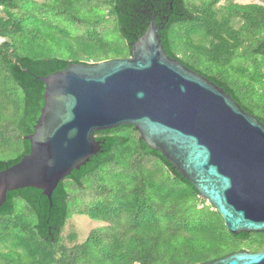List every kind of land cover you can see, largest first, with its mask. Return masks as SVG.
<instances>
[{"label": "trees", "instance_id": "trees-1", "mask_svg": "<svg viewBox=\"0 0 264 264\" xmlns=\"http://www.w3.org/2000/svg\"><path fill=\"white\" fill-rule=\"evenodd\" d=\"M85 2L91 4L92 0H51L49 4L36 0H0L3 12L0 37L9 39L0 43V67L24 95L22 116L16 125L18 137L23 142L22 152L6 160L0 159V170L19 162L30 151L29 141L24 136L33 132L43 106L45 88L38 76L62 70L72 62H98L129 56V43L143 34L153 17L158 25H163L161 38L171 57L215 82L243 109L264 123V116L242 102L228 81L201 72L182 60L172 47L168 38L172 24L199 18L186 7L184 0H109L116 28L128 47L127 55L113 57H108V51L104 50L109 45L105 34L97 31L93 22L77 16V9L84 8ZM49 11L57 17L51 22L42 17L44 12L51 13ZM19 12L24 14L18 15ZM57 20L69 21L71 25L83 22L86 29L81 35H73L67 28L55 24ZM87 25L92 27L87 28ZM232 32L227 29L221 35L209 29L207 36L227 41L225 33L231 35ZM47 39L54 40L57 45L66 41L65 46L72 56L63 58L47 54ZM254 50L264 54V40ZM123 129L128 130L127 134L120 132ZM131 130L137 131L131 125H124L96 132L95 138L104 142L101 151L59 181L51 194V202L35 187L7 192L6 201L0 206V264H75L76 260L83 264L86 257L81 259L76 251H63L57 258V247L71 216L72 187L77 188L74 191L86 190L91 182L89 178L97 174L96 177L108 183L111 199L94 202L78 213L104 221L118 220L124 214L128 227L108 242L90 235L82 244L83 255L94 243L100 257L111 264H197L237 250L264 249L261 244L248 242L253 232L232 235L212 205L197 207L195 201L200 198L196 188L161 152L150 149L139 135L132 137ZM143 160L151 162L152 167L142 165ZM110 165L117 166V170H108ZM105 170L110 171L108 175H104ZM17 199L25 202L27 213L16 212ZM225 235L245 243L246 247H220V241L226 240Z\"/></svg>", "mask_w": 264, "mask_h": 264}, {"label": "water", "instance_id": "water-1", "mask_svg": "<svg viewBox=\"0 0 264 264\" xmlns=\"http://www.w3.org/2000/svg\"><path fill=\"white\" fill-rule=\"evenodd\" d=\"M153 17L129 56L70 63L38 76L43 106L30 151L0 170L8 191L35 187L51 202L59 181L101 151L98 131L131 125L221 215L232 235L264 232V123L222 87L165 50ZM128 48V47H127ZM197 264H264V249Z\"/></svg>", "mask_w": 264, "mask_h": 264}, {"label": "rangeland", "instance_id": "rangeland-1", "mask_svg": "<svg viewBox=\"0 0 264 264\" xmlns=\"http://www.w3.org/2000/svg\"><path fill=\"white\" fill-rule=\"evenodd\" d=\"M36 1L49 4L51 0ZM108 1L92 0L91 4L85 2L84 8L80 6L76 13L79 18L93 22L97 31L105 34V40L109 45H106L104 50L108 51V57L117 54L125 56L128 48L116 28L117 21L110 12L111 4ZM184 2L186 7L199 18L175 22L169 28L168 38L178 56L193 64L201 72L228 81L242 102L250 104L256 114L264 116V54L254 50L264 40V0H184ZM49 12L51 13L44 12L42 17L51 22L57 17H53V11ZM1 14L3 12L0 10ZM23 14L18 13V15ZM54 23L59 27L67 28L73 35H81L86 29V24L83 22L71 25L69 21L57 20ZM91 27L87 25V28ZM209 29H213L217 34L227 29L233 32L231 35L225 33L227 41L218 37L213 40L212 36H207ZM7 40L9 39L0 37V43ZM65 42L57 45L54 40H48L45 43L47 54L70 58L72 54L65 46ZM23 107V92L0 67V159L2 160L22 152L23 142L18 137L16 125L22 116ZM120 132L127 134L128 130L123 129ZM130 132L132 137L139 135L137 131ZM142 165L152 167L153 164L143 160ZM117 168L115 165H110L108 170H117ZM109 172L105 170L104 175H108ZM98 175L89 178L91 182L90 185L87 184L86 190L74 191L76 187L71 189V216L60 234L57 258H60L63 251H76L81 259L83 256L86 257L83 264H111L110 261H104L100 257L98 247L94 243L90 245L87 254L83 255L82 249V244L90 235L108 242L114 235L122 233L128 227L124 214L118 220L104 221L93 220L88 215L78 213L80 209H85L94 202L110 201L109 185L96 177ZM199 198L200 200L195 201L197 207L209 205L206 199ZM195 202L191 204L195 205ZM26 208L23 200H16V212L27 213ZM225 238L224 242L220 241L222 248L229 249L240 245L246 247L245 243L235 241L228 235H225ZM248 242L258 243L264 247V232H253ZM78 261L76 260L75 264H79Z\"/></svg>", "mask_w": 264, "mask_h": 264}]
</instances>
